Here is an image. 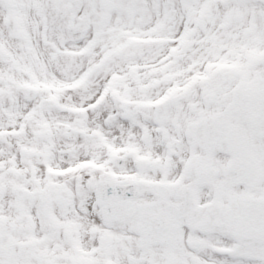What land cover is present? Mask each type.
<instances>
[{
    "label": "snow or ice",
    "instance_id": "1",
    "mask_svg": "<svg viewBox=\"0 0 264 264\" xmlns=\"http://www.w3.org/2000/svg\"><path fill=\"white\" fill-rule=\"evenodd\" d=\"M0 264H264V0H0Z\"/></svg>",
    "mask_w": 264,
    "mask_h": 264
}]
</instances>
